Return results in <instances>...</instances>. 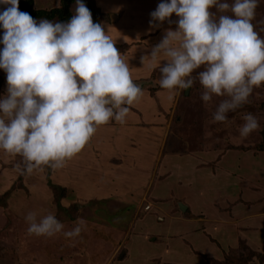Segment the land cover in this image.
Here are the masks:
<instances>
[{"label":"rangeland","instance_id":"1","mask_svg":"<svg viewBox=\"0 0 264 264\" xmlns=\"http://www.w3.org/2000/svg\"><path fill=\"white\" fill-rule=\"evenodd\" d=\"M86 1L92 15L107 21L105 29L115 42L155 30L149 26V13L160 0ZM47 2L36 0L35 4L44 8ZM100 3L122 12L118 22L94 9ZM72 6L73 15L75 1ZM170 18L178 19L175 14ZM252 23L264 38V0H259ZM165 34H157V44ZM151 50L146 58L144 52L130 59L133 67L137 63L135 72L147 71ZM137 76L151 101L128 106V118L154 128L155 134L147 136L142 146L148 159L154 154L152 162L139 150L140 161L127 158L131 168L122 163L125 170L120 177L117 169L122 157L108 160V155L80 150L62 168L42 165L21 175L17 166L23 168L22 157L0 149V264H243L239 255L247 252L245 246L264 252V155L253 157L252 151L238 149L264 142V83L254 87L248 101L229 112L225 121L211 122L216 106L226 97L203 102L202 86L195 80L187 94L170 90L172 101L162 102L156 96L164 89L154 76ZM6 88V73L0 69V95L6 94ZM247 113L257 118L260 127L241 138L239 128ZM152 115L156 121H151ZM126 134L120 135L122 144ZM127 137V142L132 139ZM91 143L92 138L87 144ZM136 143L132 144L136 147ZM71 162L87 172L77 175L78 170H70ZM94 163L97 168L89 171ZM151 196L158 197L160 204ZM29 212L54 213L65 231L80 218L86 227L71 240L62 234L30 235L25 221ZM255 259L247 264H264L262 257Z\"/></svg>","mask_w":264,"mask_h":264},{"label":"clouds","instance_id":"2","mask_svg":"<svg viewBox=\"0 0 264 264\" xmlns=\"http://www.w3.org/2000/svg\"><path fill=\"white\" fill-rule=\"evenodd\" d=\"M258 2L160 0L149 13L150 28L172 14L178 18L175 30H166L150 53L153 59L161 57L160 87L187 90L198 80L203 102L226 97L211 122L225 121L245 104L253 88L264 83V38L252 23ZM0 5L6 6L0 10V69L7 83L6 94L0 95V149L22 157L23 168L17 166L21 175L42 165L62 168L97 126L110 120L123 124L128 106L142 90L104 26L93 22L84 0H75L67 22H37L19 9V0H0ZM243 119L241 138L260 127L251 113ZM25 221L30 235L62 234L69 240L86 227L80 218L65 231L52 212H29Z\"/></svg>","mask_w":264,"mask_h":264},{"label":"crops","instance_id":"3","mask_svg":"<svg viewBox=\"0 0 264 264\" xmlns=\"http://www.w3.org/2000/svg\"><path fill=\"white\" fill-rule=\"evenodd\" d=\"M34 1H36V0H34ZM102 1H104V0H102ZM100 7L98 6L99 12L101 14H104V16L107 15L108 16L107 17V20L110 19L111 22H114V23L118 22V20L122 16V12L118 13V11L117 10L115 11V9H113L112 7H107L105 3L104 4L103 3H100ZM109 11H110V14H109ZM169 20L172 21L171 22V27L168 26ZM169 20L163 21L162 24L159 23V26L158 27H155L154 32L153 33H148L146 36H144V34L146 32L145 33H142V34H137L135 36H133V34H132L130 37L124 38L123 40H119L118 42H115L114 41L115 42V45L121 47L119 49V51L121 53L122 59L129 66V71H130L131 78L133 79L134 83H137L139 85V87L141 88V90H142V94L140 95V97L133 103V105H135V106H137V105L142 106V105H145V102L149 103L151 101V100L148 101L146 99V96L148 97V95L144 91V88L142 86V83L141 84L138 83L139 80H138V76L137 75H141L143 77H145L144 75H149V74H150V76L153 75L154 78L159 83L160 73H159V68L157 67V60L156 59H152V56L151 55L148 56V61L145 63L147 65L146 66L147 71H145L143 73L135 72V67H137V66H135V64H137V63H135L134 64V67H133V64H132V62H131L130 59L132 57H134V56L138 57L139 55H142L144 52H147L145 54V57H144V58H146L147 55L149 54L148 53V49L153 48L157 44L156 43V40L160 39L159 38L160 36L157 35L158 33H159V35H163L164 33H166V30H168V29L175 30V28H176L175 21L176 20L173 19V18H169ZM104 22L105 21L101 19L99 23H101L104 26V28L108 27L109 24L106 23L107 21L105 23ZM141 24L143 25L145 23L142 21ZM162 29H163V32L161 31ZM105 30H106V34L109 35V36H111V34L107 32V29H105ZM155 31H158L157 34L155 33ZM113 40H115V39H113ZM135 40H137V41L136 42H133ZM165 63L166 62H164V61L161 62V65H164ZM139 68H141V67H139ZM161 89H163V88H161ZM157 90H159V88ZM169 92H170V90L164 89L163 91H159L158 93L160 95L157 93V96L156 97H160V99H162V102H168L169 100L172 101L173 95H172L171 92L170 93ZM177 92L179 93V90ZM170 97H171V99H170ZM152 103H154V102H152ZM164 104H166V103H163V105ZM151 109H152V105L149 106V108L147 110H151ZM128 114H130V113H128ZM128 114H127L126 120H125V122L123 124H121V123L116 122V121L113 120V122L111 124H109L108 127H104V125H103V127L98 126L99 129H96V131H97L96 133L98 135L100 134V136H98V135L96 136V133H94L92 135V137H91L93 139V143H91V144H87L86 143L83 146V148L81 149L87 155L88 154H91L92 155V153H94V152H97L99 155L100 154L108 155V157H110L108 160H112L115 155H118V156H116V158L117 157L119 158V156L122 157V162L119 165V167L121 166L120 167L121 169L120 168H119V170L117 169V172L119 173L118 175L120 177L123 176L122 173H121V170L124 169L123 167L125 166V164L128 166V168H131V167H129L130 166L129 165V162L126 163L127 158L130 159L131 162H133V161H135V162L140 161L141 156H139V150H143L144 151V157L147 160L150 159V161L152 162L151 159H154V154L152 155V158L150 156V158L148 159L147 158V154L145 152V149L142 148V146L146 145L147 142H148V140L146 139V137L147 136H150V135L153 136L155 134L154 130H152L154 128H152L151 126H149L148 122H145V123H143V122H136V121L131 122V119L128 118ZM151 118H153L151 121L155 120L153 115L151 116ZM133 125H135V127H133ZM146 130H150V132H146ZM113 131H115V133H117L119 135V137H120V135L122 136V134L124 135V134L127 133L126 134V137L124 139V144H122V142H121L123 140L122 137H120V138L117 137ZM127 135H129V137H132V139L128 140V142L126 140V138L128 139ZM125 142H127V143L125 144ZM134 142L135 143L137 142L136 143V147L134 146L135 144H132ZM120 149H122V152H119ZM149 150H150V148H149ZM132 152H134V153L137 152V154H134L133 155ZM127 154L130 157H125ZM155 156H157V153H156ZM116 158H114V159H116ZM155 159H156V157H155ZM92 160L93 159H91V161ZM124 162H125V164H122ZM94 165L95 166L92 169H90L89 171H94L95 168H97L95 163H94ZM69 167H70V170L71 171L72 170H75V171L78 170V171L75 172V173H77V175L78 174H82L83 175V174H85V171L87 172V170H88V169H86V167L84 169L83 166H82V168H78L76 166V164H73L72 162H71V164H70ZM143 170H145L144 172H148L147 169H145V168H143ZM149 174H151V173H149ZM145 183H147V180H146ZM102 187H104L103 184H102ZM111 187H113L112 184H111V186H108V188L110 189L109 192L112 194L113 191L111 190ZM152 190L153 189H151V191ZM107 191H108V189H107ZM101 192H104L103 189L101 190ZM114 196H115V194H114ZM114 198L116 199V196ZM151 199L156 200V199H158V197L151 196ZM159 201H160L159 199H158V201L156 200V202H158V204H160ZM145 205H144V207H145ZM148 206H150V205H148Z\"/></svg>","mask_w":264,"mask_h":264},{"label":"trees","instance_id":"4","mask_svg":"<svg viewBox=\"0 0 264 264\" xmlns=\"http://www.w3.org/2000/svg\"><path fill=\"white\" fill-rule=\"evenodd\" d=\"M46 6L44 8H38V6L35 4V1L33 0H19V9L21 11L28 12L37 22H39L41 19H47L52 22H67L71 16V5L75 0H59L60 6L57 7V3L55 0H45ZM84 0L85 5L88 7V2ZM4 5H0V10H2ZM89 9V8H88ZM97 12L99 10L97 8H94ZM92 10H90L91 12ZM93 22H100L98 18L96 17V13L92 15ZM116 48L119 50L121 47L115 45ZM181 95H184L183 90H180L179 92ZM238 149L242 151H248L251 152V155L253 157L258 156V155H264V142H260L259 144H255L254 146H248L244 149L238 147ZM217 159V158H216ZM264 169V168H263ZM264 184V182H263ZM189 214V213H188ZM210 229V228H208ZM245 249L247 250L246 253L243 252V254L239 255L240 256V262L243 264H247L248 261H250L252 258H256L255 260H260L259 258H263L262 260L264 261V252L261 251H252L248 246H245ZM251 264V262H250Z\"/></svg>","mask_w":264,"mask_h":264},{"label":"water","instance_id":"5","mask_svg":"<svg viewBox=\"0 0 264 264\" xmlns=\"http://www.w3.org/2000/svg\"><path fill=\"white\" fill-rule=\"evenodd\" d=\"M187 92H188V89H187V90H185V94H187Z\"/></svg>","mask_w":264,"mask_h":264},{"label":"built area","instance_id":"6","mask_svg":"<svg viewBox=\"0 0 264 264\" xmlns=\"http://www.w3.org/2000/svg\"><path fill=\"white\" fill-rule=\"evenodd\" d=\"M148 206L146 205V207L145 208H147Z\"/></svg>","mask_w":264,"mask_h":264}]
</instances>
